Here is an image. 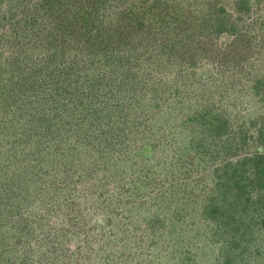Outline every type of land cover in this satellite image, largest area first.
Instances as JSON below:
<instances>
[{"label": "rangeland", "instance_id": "rangeland-1", "mask_svg": "<svg viewBox=\"0 0 264 264\" xmlns=\"http://www.w3.org/2000/svg\"><path fill=\"white\" fill-rule=\"evenodd\" d=\"M0 264H264V0H0Z\"/></svg>", "mask_w": 264, "mask_h": 264}]
</instances>
